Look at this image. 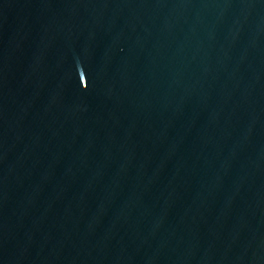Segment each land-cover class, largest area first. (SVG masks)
Masks as SVG:
<instances>
[{"label": "water", "instance_id": "95a60500", "mask_svg": "<svg viewBox=\"0 0 264 264\" xmlns=\"http://www.w3.org/2000/svg\"><path fill=\"white\" fill-rule=\"evenodd\" d=\"M0 264H264V0H0Z\"/></svg>", "mask_w": 264, "mask_h": 264}]
</instances>
